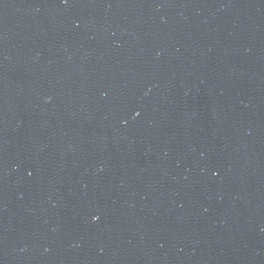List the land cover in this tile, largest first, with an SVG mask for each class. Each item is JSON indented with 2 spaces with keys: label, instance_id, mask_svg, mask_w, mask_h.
Listing matches in <instances>:
<instances>
[{
  "label": "water",
  "instance_id": "obj_1",
  "mask_svg": "<svg viewBox=\"0 0 264 264\" xmlns=\"http://www.w3.org/2000/svg\"><path fill=\"white\" fill-rule=\"evenodd\" d=\"M0 264H264V0H0Z\"/></svg>",
  "mask_w": 264,
  "mask_h": 264
}]
</instances>
